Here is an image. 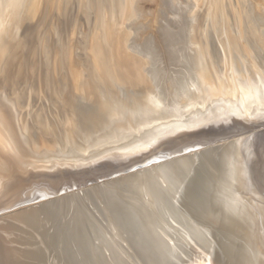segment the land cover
I'll use <instances>...</instances> for the list:
<instances>
[{
  "label": "bare ground",
  "instance_id": "1",
  "mask_svg": "<svg viewBox=\"0 0 264 264\" xmlns=\"http://www.w3.org/2000/svg\"><path fill=\"white\" fill-rule=\"evenodd\" d=\"M18 2L0 0V264H264L263 7L186 0L177 25L169 1L162 71L131 0Z\"/></svg>",
  "mask_w": 264,
  "mask_h": 264
},
{
  "label": "rangeland",
  "instance_id": "2",
  "mask_svg": "<svg viewBox=\"0 0 264 264\" xmlns=\"http://www.w3.org/2000/svg\"><path fill=\"white\" fill-rule=\"evenodd\" d=\"M29 1L30 0H19L17 5L20 4V3L24 5L25 2L27 3ZM131 1L136 5L135 8L138 9V12H136V15H134V16L135 17H139V19H137L139 21H137V22H138V26H139V33L142 32L140 37L142 36V38H141L142 40L146 39L149 43H151L150 44L151 46L149 48V52L152 55H154L153 58L158 59V61L161 63L159 69L163 71L164 69L167 68V66H165V63L163 62V60H160V59H162L161 58L162 57V54H161L162 51L160 49H159V51H161V52L158 51V47H157L158 46V42L157 41L161 42V32H160V29H159L160 28L159 25H157V23L155 24V22H159L161 19H163L166 16L168 17L171 14V12L173 11L172 8L169 7L170 6L169 3L171 2V0H131ZM174 1L178 2L177 5L179 7L178 8L179 10L177 9L179 17H178V19H175L174 23L177 24V25H179V24L184 25L186 23L187 18L189 17L188 11H185V9H187V7H189V6L193 7V2H188L190 5L188 4V6H187L186 0H174ZM245 1H249V0H245ZM251 1L252 2L256 1V2H254V5L252 3L253 7H255V6L256 7H258V6L260 7L261 6V7H263V11H264V1L263 0H251ZM167 2H168V4H167ZM261 2H262V5L259 4ZM162 5H163V8H161ZM192 7H190V9H192ZM253 7H250L249 9H252ZM259 7L256 8V10L254 12H257L260 9ZM255 8H253V9H255ZM259 11L262 12V10H259ZM154 19H155V22H153ZM182 19H184V20H182ZM148 22H149V24H148ZM135 23H136V21H135ZM145 24L147 25V27H146ZM152 24L156 25V26L152 27L151 26ZM49 27H50V25H49ZM143 34H144V36H143ZM143 37H144V39H143ZM153 38L154 39L156 38V39H159V40L156 41V39L154 40ZM212 38L215 40V36H212ZM134 39L136 40V38H134ZM132 42H134V40L133 41L131 40V43ZM140 48L144 49L142 47H140ZM176 69H178L177 71L184 70L182 65H179L177 68H175V70Z\"/></svg>",
  "mask_w": 264,
  "mask_h": 264
}]
</instances>
